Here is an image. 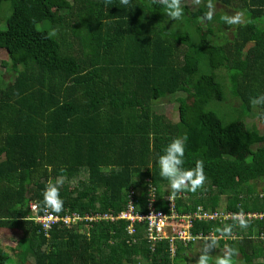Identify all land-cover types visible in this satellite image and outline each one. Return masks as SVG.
Instances as JSON below:
<instances>
[{"label":"trees","instance_id":"1","mask_svg":"<svg viewBox=\"0 0 264 264\" xmlns=\"http://www.w3.org/2000/svg\"><path fill=\"white\" fill-rule=\"evenodd\" d=\"M5 3L0 50L15 77L0 71V227L23 233L15 257L0 247V264H187L212 241L209 264L229 249L231 264H264V133L246 123L264 125V0L181 1L177 20L159 0H0V12ZM184 135V167L202 161L205 180L172 192L190 199L179 209L245 216L195 224L201 243L179 244L171 259L168 242L131 246L127 221L97 217L119 214L131 195L145 209L151 192L166 205L156 160ZM57 180L51 209L76 222L48 236L30 205L43 215Z\"/></svg>","mask_w":264,"mask_h":264},{"label":"built area","instance_id":"2","mask_svg":"<svg viewBox=\"0 0 264 264\" xmlns=\"http://www.w3.org/2000/svg\"><path fill=\"white\" fill-rule=\"evenodd\" d=\"M163 196L166 205L161 206L156 194L151 192L149 195V203L146 208L143 205L141 198L138 203L135 195L129 196L126 209L117 215L104 214L98 215V219L111 220L112 222L124 220L127 221V231L130 236L128 244L133 246L140 244L142 240H146L148 247L156 251L159 244L162 242L169 243L170 257L175 258L177 246L183 244L188 246L191 243H199L204 238L203 232L194 233L193 228L199 222L223 221L231 218L244 219L245 215H234L231 213H224L220 211H209L204 209L203 206H198L195 211H181L177 206L178 200H187L188 195L179 194L174 195L169 191ZM171 192V193H170ZM159 207H162L159 208ZM146 210V211H145ZM35 221L40 224L49 236V232L56 224H64L68 227L76 222V215L67 213L65 215L54 213L50 207L46 206L43 215H39V207L36 204L32 205ZM254 213L248 214L253 217ZM257 218H263L264 214L258 213L255 215ZM140 227L144 229L143 234H139ZM209 234V237H213Z\"/></svg>","mask_w":264,"mask_h":264},{"label":"clouds","instance_id":"3","mask_svg":"<svg viewBox=\"0 0 264 264\" xmlns=\"http://www.w3.org/2000/svg\"><path fill=\"white\" fill-rule=\"evenodd\" d=\"M120 3L122 5H128L130 3V0H120ZM159 3L163 4L168 9L167 16L169 18L177 20L183 15V11L181 8V0H159ZM208 8H209V12L207 13V19L211 20L213 16V12H212L213 5L209 3ZM239 19H240L239 15H236L234 18L229 19L228 23H237L239 22ZM187 140H188L187 135L173 139L167 144V146L163 149L162 154L156 160V163L158 164L159 174L161 177L165 178L168 181L169 188L171 189L172 192H178L187 185H191L192 191H195L198 187H200L203 184L205 180L202 161H198L196 163L195 168L186 169L184 167V157H185V149L187 146ZM149 166H151V164H149ZM60 184L61 181L57 180L56 184L49 185V187L45 191V202L47 203L46 206L50 208L56 207V210H59L58 188ZM53 196L56 197V199H51V197ZM260 196L261 198H264V193H262ZM33 204H36L38 206L36 202H33L30 205L31 213H33L32 211ZM39 212H40V208H39ZM241 226L246 227L243 220H241ZM142 241L146 242V245H148L146 240H142ZM210 247L211 248L215 247V241H212L210 246L205 244L203 252L200 255L198 264H208L209 261L208 253ZM236 254L237 253L235 249L225 250L223 255L215 260V264H231L232 257ZM144 262L145 261H141L138 262L137 264H142Z\"/></svg>","mask_w":264,"mask_h":264},{"label":"rangeland","instance_id":"4","mask_svg":"<svg viewBox=\"0 0 264 264\" xmlns=\"http://www.w3.org/2000/svg\"><path fill=\"white\" fill-rule=\"evenodd\" d=\"M181 1L190 2V0H181ZM10 14H11V8L9 7V4L5 3L1 12H0V28L1 29L6 27L5 22H6V19L10 16ZM237 14L241 18L243 17L242 12H235V15H237ZM231 24L232 23H228V21H227L226 25H230L228 29L232 28ZM4 60L5 61L10 60L9 56L4 50H0V71H1V74H3V77L5 78V80L13 81L14 77H15L14 73H12L8 68H6L2 64V62ZM160 105L164 109L167 108L169 110H173L174 120H178V114L176 113V109H174V107H173L174 105H172L169 100H164V102H162ZM246 123L249 126V128H252L253 126H257V128L262 133H264V125H263V123L260 122V120L257 117H248L246 119ZM258 184H260V181H258ZM22 233H23V231L20 229H9V228L0 227V247L5 251H9L12 254V256L15 257V252L13 250L17 247L18 242H19L18 236H21ZM216 239H220V236H216ZM200 243L201 242H199L198 244H200ZM194 247H195V244H194ZM201 251H202L201 245H199L197 248L195 247V249L194 248L190 249L188 251V255L190 256V259L187 262V264H198ZM213 255H215V254H213ZM210 257H212V256H210ZM210 257H209V260H210ZM236 263L239 264L238 260L236 261Z\"/></svg>","mask_w":264,"mask_h":264},{"label":"crops","instance_id":"5","mask_svg":"<svg viewBox=\"0 0 264 264\" xmlns=\"http://www.w3.org/2000/svg\"><path fill=\"white\" fill-rule=\"evenodd\" d=\"M239 258H241V256H239Z\"/></svg>","mask_w":264,"mask_h":264}]
</instances>
